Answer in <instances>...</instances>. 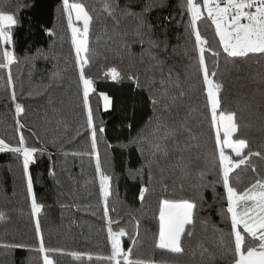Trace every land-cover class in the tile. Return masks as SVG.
I'll use <instances>...</instances> for the list:
<instances>
[{
	"label": "trees",
	"instance_id": "1",
	"mask_svg": "<svg viewBox=\"0 0 264 264\" xmlns=\"http://www.w3.org/2000/svg\"><path fill=\"white\" fill-rule=\"evenodd\" d=\"M70 2L84 3L90 12L96 10L91 12L94 17H99L90 28L91 63L84 71L93 82L89 104L100 162L104 173L110 176L108 217L104 215L96 159L91 155L92 130L86 124L83 85L62 0H0V9L17 13L18 19L10 47L18 58L11 66L14 88L7 85L8 70L0 69V139L16 147L22 135L27 147L37 149L29 175L33 194L43 205L33 218L23 157L7 150L0 152V213L6 218L0 222V244L25 246L0 247V264H43L45 255L53 264H115L108 259L109 227L113 232L126 231L121 237L122 248L125 251L131 248L132 258L144 264H231L228 250L216 246L220 233L214 228L223 231L227 242L230 223L220 214L226 207L223 185L213 184L219 179L218 153L210 117L204 108L202 74L197 71L198 53L190 17L181 7L184 0H119V3L121 8L129 5L135 12L148 9L143 16L146 33L143 47H148L149 37L160 41L161 47L166 44L167 52L162 54L165 71L172 68L185 87L193 89L185 98L184 110L197 109L191 124L199 137V146L185 155L194 169L208 172L207 186L199 189L193 186V180L181 179L179 170L166 171L162 177L158 167L149 169L145 165L150 154L141 156L137 144L130 143L142 129L145 135L149 134L150 128L146 126L153 116L146 83L150 61L145 57L141 63L142 47L132 34L137 18L121 17L118 33L114 34L113 21L102 11L103 0ZM198 27L210 49L220 53L219 58L213 57L206 46L205 58L210 69L218 59L216 80L224 86V107L238 111L239 137L248 140L251 151L264 152V56L249 54L248 59L233 61L220 47L211 20L198 22ZM123 33L128 35L125 37ZM112 67L121 74L115 80L108 74ZM134 74L140 78L139 85L129 79ZM102 93L109 97L107 107ZM16 103L24 109L19 116ZM17 120L23 125L19 130ZM253 166L256 172L252 171ZM161 167L167 168V164L161 162ZM231 176L233 185L243 190L256 178L264 177V158L251 157L250 163L235 169ZM141 187L148 188L143 200ZM163 198L193 199L198 204L195 235L185 238L183 256L155 246L159 201ZM37 219L44 247L54 251H38ZM200 244L209 249L203 258L197 247Z\"/></svg>",
	"mask_w": 264,
	"mask_h": 264
},
{
	"label": "snow or ice",
	"instance_id": "2",
	"mask_svg": "<svg viewBox=\"0 0 264 264\" xmlns=\"http://www.w3.org/2000/svg\"><path fill=\"white\" fill-rule=\"evenodd\" d=\"M190 17L189 26L195 37V47L198 53L196 65L198 73L202 74L201 93L205 98L204 108L210 117V127L215 134V150L218 153L217 167L219 169L217 181L223 185L226 207L220 210V214L230 223L228 241L222 230L216 246L226 248L232 256L231 264H264V177H258L243 190L238 189L232 183L231 174L241 165L250 163L253 156L264 158V152H253L247 139L239 137L241 121L238 111L226 109L223 103V83L216 80L218 75V59L213 68H209L205 58L207 39L201 34L198 22L208 19L215 26V34L219 37V44L223 52L233 61L236 58L248 59L249 54L264 56V0H184L181 5ZM63 14L67 19V26L71 33V43L75 51V63L79 68V79L83 85V107L86 112V124L92 130L91 155L96 159V174L99 178L101 197L105 202V217H108L107 198L109 196L108 185L110 176L105 174L100 162L97 149L96 129L94 116L89 104V92L92 90V80L85 75V66L91 63L90 28L94 19L91 12L82 2H70L62 0ZM148 9L145 8L144 11ZM102 11L105 16L113 21L112 32L118 33L121 17H135L138 20L137 27L133 30L142 51L141 63L145 57L150 61L146 69V83L150 93L149 99L153 108V116L147 123L150 132L145 135L142 129L137 137L130 143H135L141 156L146 157V165L149 169L156 166L160 169L161 176L169 170H179L181 179H191L197 189L206 187L205 178L208 172L194 169L190 158L186 153L199 146V137L196 135L191 122L196 118L197 109L188 107L184 110L185 98L193 89L185 87L178 73L172 68L165 71L166 61L162 54L167 52V45L161 47V42L148 38V47L144 48L145 35L143 19L144 11L135 12L132 7L125 5L121 8L119 0H103ZM117 12L121 16H117ZM206 14V15H205ZM82 23V28L77 26ZM17 13L0 9V69H7V85L14 88V79L11 66L18 62L15 53L10 50L14 43L13 30L17 25ZM151 30V25L148 26ZM50 32V30H49ZM128 33H123L127 36ZM128 48L127 43L124 44ZM213 57L219 58L220 53L211 50ZM157 73L159 76L157 77ZM108 74L115 80L120 77L117 68L112 67ZM129 79L140 84L138 75H131ZM105 107L109 104V97L101 94ZM15 92L12 100L15 102ZM16 114L19 116L23 107L15 104ZM184 110L181 117L180 112ZM23 125L17 120V130ZM104 131L103 128L100 129ZM11 151L21 154L23 157V171L27 179V194L31 198V214L36 218L41 212L43 205L39 204L33 194V182L29 175V165L33 162V155L37 152L35 147H27L24 137L21 135L19 146L11 147L3 139H0V152ZM229 150V151H226ZM247 150V151H246ZM234 154V155H233ZM161 162L167 164V168L161 167ZM256 172L255 166L252 168ZM151 183V176L149 177ZM163 184V180L161 181ZM165 190L167 185H163ZM147 187L140 188V199L143 200ZM202 198V197H201ZM198 204L193 199H169L159 201L158 210V234L155 238V246L166 249L169 252L183 256L186 252L184 247L185 238L191 239L195 235L197 222ZM5 216L0 213V222L5 221ZM36 235L40 238L38 251L45 253L49 250L44 247L40 222L36 220ZM126 231L121 229L113 232L108 229V237L111 244V255L108 257L115 264H144L141 260L132 258V249L125 251L121 246V237ZM139 233H137V236ZM135 242V241H134ZM4 248L25 247L22 244H0ZM200 249L201 258L209 254V249L203 244L197 246ZM195 251L193 255H195ZM77 255V253H72ZM43 264H53L47 255L44 256Z\"/></svg>",
	"mask_w": 264,
	"mask_h": 264
},
{
	"label": "rangeland",
	"instance_id": "3",
	"mask_svg": "<svg viewBox=\"0 0 264 264\" xmlns=\"http://www.w3.org/2000/svg\"><path fill=\"white\" fill-rule=\"evenodd\" d=\"M77 26L82 28V23L77 22Z\"/></svg>",
	"mask_w": 264,
	"mask_h": 264
}]
</instances>
